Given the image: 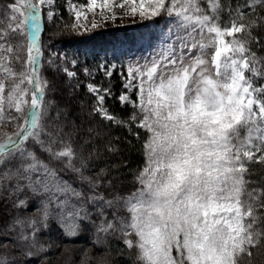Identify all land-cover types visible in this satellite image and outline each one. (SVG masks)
<instances>
[{"label": "snow or ice", "instance_id": "6c2138e0", "mask_svg": "<svg viewBox=\"0 0 264 264\" xmlns=\"http://www.w3.org/2000/svg\"><path fill=\"white\" fill-rule=\"evenodd\" d=\"M54 5L12 0L7 23L0 20V127L15 129L0 133V264H23L11 253L32 259L46 252L41 236L52 227L69 239L90 232L97 246L119 240L135 250L136 264L250 259L264 245V189L250 188L249 178L251 163L264 164V56L252 47L260 45L253 32L264 25V0L229 5L226 22L220 0L70 4L75 23L64 28L74 32L89 30L82 23L88 13L96 28L97 10L102 21L116 19V7L168 21L154 55L121 65L115 98L131 109L127 118L106 106L110 87L86 85L91 115L137 139L144 134L145 163L131 188L93 168L99 130L81 136L46 99L42 65L67 61L42 40L58 15ZM115 68L101 62L95 71L111 78ZM84 73L95 79L93 70ZM104 150L118 151L111 143Z\"/></svg>", "mask_w": 264, "mask_h": 264}, {"label": "trees", "instance_id": "16d2710c", "mask_svg": "<svg viewBox=\"0 0 264 264\" xmlns=\"http://www.w3.org/2000/svg\"><path fill=\"white\" fill-rule=\"evenodd\" d=\"M68 0H55V11L58 13L55 21L46 24L42 33V40L46 47L59 53L67 54V61H57L55 65L49 67L47 63L42 65L41 73L49 82L46 99L54 102L56 107L60 109L69 122V127L75 124L81 136L87 129L92 128L99 130L100 138L98 147L101 150L99 159L92 161L94 169L105 168L109 170L113 177L118 178V184L131 188L134 182L136 172L144 166L145 157L143 155L144 134L137 139L134 135H130L128 130L123 127L110 126L107 122H102L98 117L91 115L89 109L94 97L88 92L86 85L88 83L102 84L104 87H110L113 92V98L106 101L109 110L123 118H127L130 108H121L117 97L122 89L121 65L126 67L125 55L121 53L119 57L102 59V52L89 51L87 49V38L94 35L97 38H104L105 30H96L92 32L78 33L70 28L65 30L64 25H72L74 22L73 14L67 9ZM74 1V0H73ZM12 0H0V20L5 24L6 6ZM225 11L221 13L222 19L226 22L229 20L227 9L229 5L234 9L237 4H244V0H220ZM165 17L153 18L145 20L134 26L113 29L112 32H121L127 35L132 28L149 27L150 25H161ZM247 23V18L244 21ZM253 35L260 37V45L253 44L252 47L257 51L259 56H264V25L253 32ZM80 46L76 54V48ZM47 56V53H45ZM77 60L76 66H72V60ZM101 62L109 65H116L111 78L105 77L102 71H95L96 66ZM74 71L77 75L69 78L64 68ZM93 70L95 79L86 76L85 68ZM13 132L14 128L0 127V133ZM80 137H77L79 139ZM111 143L118 151L108 152L104 150V146ZM87 153V148H85ZM252 181L250 188L255 187L264 189V164L251 163L249 165ZM92 234L85 232L78 238H66L55 227L49 232L42 234L41 240L45 243L47 251L38 254L32 259L20 257L16 253L11 255L17 256L23 264H136L135 250H129L119 240L111 239L103 245L97 246L92 243ZM2 251V250H0ZM253 255L249 259L244 256L240 260V264H264V245L251 249Z\"/></svg>", "mask_w": 264, "mask_h": 264}, {"label": "rangeland", "instance_id": "374dc122", "mask_svg": "<svg viewBox=\"0 0 264 264\" xmlns=\"http://www.w3.org/2000/svg\"><path fill=\"white\" fill-rule=\"evenodd\" d=\"M38 2V0H37ZM114 2L119 3L120 0H114ZM85 0H68L67 1V9L69 11L70 4H84ZM55 9V5H54ZM130 11V9H129ZM73 14V13H72ZM116 19H107L106 21L101 20V14L99 10H97L95 15V20L98 24L96 28H91V21L93 19V14L88 13V21L82 23H86L89 30L87 32H92L96 30H105V37L97 38L92 35L88 37L87 40V49L89 51L102 52V59L104 57H108L109 59H113L119 57L121 53L125 55V63L126 66L128 63L132 61L140 60L142 61L145 57H151L155 54V50L160 46V40L162 33L165 30V27L168 23L167 19L161 25H150L149 27L142 28H132L127 35H123L121 32H112L113 29H120L123 27L134 26L138 23H141L148 19H142L138 14L136 16L126 15L125 10L120 9L119 7L115 8ZM105 15H110L105 10ZM73 20H74V14ZM75 22V20H74ZM81 31H78V33ZM85 33V32H82ZM207 40V37H205ZM165 40L163 43H167ZM80 46L76 48L77 52L83 50L79 49Z\"/></svg>", "mask_w": 264, "mask_h": 264}]
</instances>
